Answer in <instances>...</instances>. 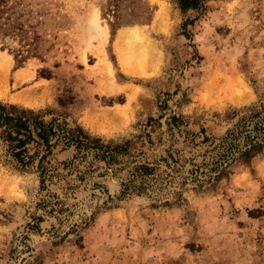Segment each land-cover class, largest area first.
I'll use <instances>...</instances> for the list:
<instances>
[{
	"label": "rangeland",
	"instance_id": "rangeland-1",
	"mask_svg": "<svg viewBox=\"0 0 264 264\" xmlns=\"http://www.w3.org/2000/svg\"><path fill=\"white\" fill-rule=\"evenodd\" d=\"M1 57L61 129H0V264H264V0H5Z\"/></svg>",
	"mask_w": 264,
	"mask_h": 264
},
{
	"label": "trees",
	"instance_id": "trees-1",
	"mask_svg": "<svg viewBox=\"0 0 264 264\" xmlns=\"http://www.w3.org/2000/svg\"><path fill=\"white\" fill-rule=\"evenodd\" d=\"M180 5L186 7L196 5L198 0H178ZM5 4V0H0V12ZM55 119L45 122L39 118L30 109L19 108L13 104H3L0 102V129L7 142L8 149L18 161L26 166L33 161L38 155V151L28 154L27 143L32 141L36 146H44L45 150L54 145L59 137V130L54 125ZM71 131V130H70ZM56 140L51 143L53 137L57 135ZM72 135V131H71ZM74 135V134H73ZM76 135V134H75ZM66 139V137H64ZM78 140L77 136L68 138L67 143ZM249 149L244 150L241 154H247ZM46 155L42 154L41 159ZM40 163V162H39Z\"/></svg>",
	"mask_w": 264,
	"mask_h": 264
},
{
	"label": "bare ground",
	"instance_id": "bare-ground-1",
	"mask_svg": "<svg viewBox=\"0 0 264 264\" xmlns=\"http://www.w3.org/2000/svg\"><path fill=\"white\" fill-rule=\"evenodd\" d=\"M125 31H127V30H125ZM122 32V33H125L126 34V32ZM131 31V30H130ZM133 31V30H132ZM129 32V31H128ZM121 33V32H120ZM120 35V34H119ZM119 38V37H118ZM6 58L7 57H1L0 58V76L2 75H4V66H6V65H8V61L6 60ZM25 75H27V71L25 72V70L24 69H20V70H18L16 73H15V83H20V81L24 78V76ZM47 82L46 81H42L41 80V82H39V83H37L36 85H35V87L37 88V89H39V88H42L43 90L44 89H47L48 88V86H47ZM28 92H30V91H21L20 93H18V94H15V95H12V97H11V99H12V101H14V102H17V103H23V104H26V105H30V106H32L33 104H35L34 103V101L33 100H30V98L28 97ZM0 95H2L1 93H0ZM2 96H4V95H2ZM133 97H132V92L131 93H129V95H128V99H127V101H126V103L125 104H123V105H116L114 108H113V110L112 111H110L112 114H114V115H120V114H125V112H127L126 111V109H127V107L129 106V103H130V100L132 99ZM105 111V110H104ZM104 114V113H103ZM105 114H108L107 112H105ZM88 121V120H87ZM84 122H85V120H84Z\"/></svg>",
	"mask_w": 264,
	"mask_h": 264
}]
</instances>
